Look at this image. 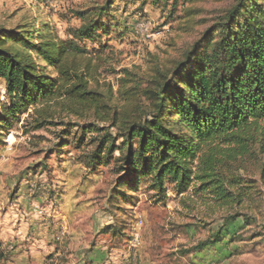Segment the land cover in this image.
<instances>
[{
	"label": "trees",
	"instance_id": "1",
	"mask_svg": "<svg viewBox=\"0 0 264 264\" xmlns=\"http://www.w3.org/2000/svg\"><path fill=\"white\" fill-rule=\"evenodd\" d=\"M113 1L75 11L80 25L66 38L46 24L0 27L7 99L0 103V141L26 114V131L59 127L52 153L74 149L87 168L109 166L112 200L125 199L140 181L158 201L166 184L176 194L192 186L203 202L225 211L216 229L192 247L195 254L215 250L230 223L255 220V197L264 202L257 181L240 172L247 163L258 164L264 182V0H234L171 66L155 64L143 76L123 69L115 91L90 81L97 48L84 45L106 46L100 38L109 33L104 18ZM179 1L195 0H139L170 3L171 10ZM101 232L122 234L116 225ZM5 259L0 242V264Z\"/></svg>",
	"mask_w": 264,
	"mask_h": 264
},
{
	"label": "rangeland",
	"instance_id": "2",
	"mask_svg": "<svg viewBox=\"0 0 264 264\" xmlns=\"http://www.w3.org/2000/svg\"><path fill=\"white\" fill-rule=\"evenodd\" d=\"M104 1L0 0V27L46 24L53 34L66 38L80 25L75 11ZM233 2L179 1L171 10L170 3L114 0L104 18L109 33L100 38L106 46L84 41L88 49L97 48L90 56V81L100 89L111 85L115 91L123 69L143 76L155 64L171 66ZM188 9L192 13L185 16ZM6 101L0 80V103ZM25 117L21 115L0 141V227L13 224L14 232L22 227L33 245L23 249L26 254L21 258L11 255L3 264H264V202L256 197L251 224L240 219L230 223L215 250L209 247L195 254L192 247L216 229L225 211L203 202L192 186L176 194L166 184L165 197L158 201L145 181L127 191L125 199L112 200L115 176L109 166L87 168L74 149L52 153L48 149L59 127L26 131ZM259 170L258 164L247 163L240 172L257 181L256 187L264 193ZM107 225H116L122 234L102 233ZM33 226L36 229L31 232ZM11 241L6 239L7 254L14 248ZM93 250L98 262L89 258Z\"/></svg>",
	"mask_w": 264,
	"mask_h": 264
},
{
	"label": "crops",
	"instance_id": "3",
	"mask_svg": "<svg viewBox=\"0 0 264 264\" xmlns=\"http://www.w3.org/2000/svg\"><path fill=\"white\" fill-rule=\"evenodd\" d=\"M12 226H13V224L9 225V223H7V224L3 225L2 227H0V242H1L2 248L4 250L5 243H7L6 239L10 237L12 240L11 243L14 244L12 247H14V248H13V250L9 251L8 254L6 251V253H5L6 257H9V256L11 257V255H13L12 258H16V257L21 258V256L24 253L26 254V252L23 249L29 248V244L33 245V242H31V240L29 241L30 237L25 238L22 227H17L16 231L14 232ZM34 229H36L35 226H33L30 231L31 232L35 231ZM33 234H35V233H33ZM44 238H47V240H48V237H46V235H44ZM32 240L37 241L34 238H32ZM39 241L41 242L42 240L40 239ZM26 242H28V243H26ZM48 249H49V247H47V245H46L45 251H47ZM47 253H49V251H47ZM89 256H90L89 258H91L94 262H98L97 252L95 250H93ZM6 261H5V263H7ZM40 264H43V263L41 262Z\"/></svg>",
	"mask_w": 264,
	"mask_h": 264
}]
</instances>
